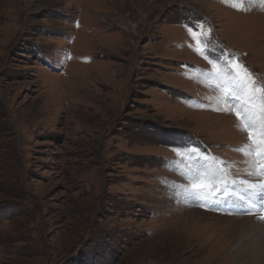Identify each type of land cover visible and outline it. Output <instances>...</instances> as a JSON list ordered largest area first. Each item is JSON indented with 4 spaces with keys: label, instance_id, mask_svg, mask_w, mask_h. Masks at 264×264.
Here are the masks:
<instances>
[{
    "label": "rangeland",
    "instance_id": "obj_1",
    "mask_svg": "<svg viewBox=\"0 0 264 264\" xmlns=\"http://www.w3.org/2000/svg\"><path fill=\"white\" fill-rule=\"evenodd\" d=\"M247 9L0 0V264H264L240 199L264 177L237 150L264 93L229 95L237 65L264 88V6ZM205 169L216 192L192 198Z\"/></svg>",
    "mask_w": 264,
    "mask_h": 264
},
{
    "label": "snow or ice",
    "instance_id": "obj_2",
    "mask_svg": "<svg viewBox=\"0 0 264 264\" xmlns=\"http://www.w3.org/2000/svg\"><path fill=\"white\" fill-rule=\"evenodd\" d=\"M225 2H230L232 7H235L238 11H247V6L252 5H262L264 6V0H225ZM247 5V6H246ZM197 27H202V25H197ZM191 31V29H189ZM211 30L209 29V32ZM206 43V42H205ZM199 52L200 50L197 49ZM201 55H205V52H200ZM234 63L233 60L226 61V69L229 68ZM239 69L242 70L243 76H240V72L235 73V76L239 78L240 83L230 92V97L236 101H240L244 96L249 98L245 100L244 106L241 108V111H245L248 106L255 100L254 93L261 92L264 93V88L254 87L252 89V95H249L247 89L248 85L253 84V78L246 68L242 65H237ZM232 75V73H228ZM259 103V116L255 112L248 111L244 116L241 122V130L248 133V138L250 140L249 145L242 146L238 151L242 152L245 156L249 157V163L253 169H258L257 174L261 177H264V95L258 98ZM232 108H236V104L232 105ZM239 115V113H237ZM259 126V131L257 127ZM178 154L181 152L187 154L190 159L192 155L195 154V150L185 147V148H174ZM199 159H205L204 157H199ZM220 163H223L222 161ZM172 170H179L180 164L176 162H168L167 165ZM209 170L205 169L203 171H196L194 175L190 176L192 182V188L188 192V195L192 198H199L203 196L207 199L208 195H212L216 192V188L213 184H208L202 182V178L208 173ZM248 175H252L251 172ZM222 179V178H221ZM235 184V181H232ZM242 185H247L245 191L247 196H241L242 201H246L254 206L259 207V213L249 211L246 214L248 215H258L261 220H264V182L261 183H250L245 180H241ZM227 187V182H225Z\"/></svg>",
    "mask_w": 264,
    "mask_h": 264
},
{
    "label": "bare ground",
    "instance_id": "obj_3",
    "mask_svg": "<svg viewBox=\"0 0 264 264\" xmlns=\"http://www.w3.org/2000/svg\"><path fill=\"white\" fill-rule=\"evenodd\" d=\"M240 53V52H239ZM56 104V103H55ZM229 230V229H228ZM227 230V231H228ZM240 228H237V226L234 228V230H232V228L230 229V233H232V234H234V233H236L235 235H240ZM234 232V233H233ZM229 233V234H230ZM241 236V235H240Z\"/></svg>",
    "mask_w": 264,
    "mask_h": 264
},
{
    "label": "crops",
    "instance_id": "obj_4",
    "mask_svg": "<svg viewBox=\"0 0 264 264\" xmlns=\"http://www.w3.org/2000/svg\"><path fill=\"white\" fill-rule=\"evenodd\" d=\"M178 31L179 30H177V33H178ZM181 32V31H180ZM182 34V33H181ZM182 35H188V31H185V32H183V34ZM173 37V36H172ZM179 37H181V36H179ZM169 42V41H168Z\"/></svg>",
    "mask_w": 264,
    "mask_h": 264
}]
</instances>
